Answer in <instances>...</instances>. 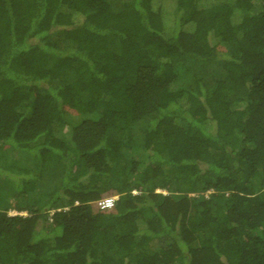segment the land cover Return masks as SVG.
Wrapping results in <instances>:
<instances>
[{"label": "trees", "instance_id": "obj_1", "mask_svg": "<svg viewBox=\"0 0 264 264\" xmlns=\"http://www.w3.org/2000/svg\"><path fill=\"white\" fill-rule=\"evenodd\" d=\"M0 264H264V0H0Z\"/></svg>", "mask_w": 264, "mask_h": 264}, {"label": "rangeland", "instance_id": "obj_2", "mask_svg": "<svg viewBox=\"0 0 264 264\" xmlns=\"http://www.w3.org/2000/svg\"><path fill=\"white\" fill-rule=\"evenodd\" d=\"M66 134H67V132H66ZM7 151L9 152L8 156H9V160L10 161L11 160H17V162H18V161L25 160V155L24 154H19L17 152H11L10 150H7ZM36 163H37L36 161L34 162L32 159H30L29 161H27V163H25V165H26V167H28L30 169H34L37 166ZM51 174L52 175H50V176L53 177V178L49 177V179L45 180V182H43V183H45V185H50L51 186L54 182L57 181L59 174L58 173H53V172ZM6 199H7V201L11 202V197L6 198ZM92 210L94 212L100 211L97 208V206L95 205V203L92 204ZM9 214L10 215H16V214H18V212L15 209H10L9 210ZM20 214L26 215V213H20Z\"/></svg>", "mask_w": 264, "mask_h": 264}, {"label": "built area", "instance_id": "obj_3", "mask_svg": "<svg viewBox=\"0 0 264 264\" xmlns=\"http://www.w3.org/2000/svg\"><path fill=\"white\" fill-rule=\"evenodd\" d=\"M118 199V196H112L108 198L101 199L95 202V205L99 210H107L111 209L115 205V201Z\"/></svg>", "mask_w": 264, "mask_h": 264}]
</instances>
